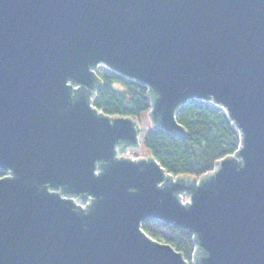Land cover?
<instances>
[{
	"label": "water",
	"instance_id": "obj_1",
	"mask_svg": "<svg viewBox=\"0 0 264 264\" xmlns=\"http://www.w3.org/2000/svg\"><path fill=\"white\" fill-rule=\"evenodd\" d=\"M100 66L152 128L219 107L237 151L200 178L129 157L147 128L94 107ZM0 170V264H189L147 221L190 232V264H264V0H0Z\"/></svg>",
	"mask_w": 264,
	"mask_h": 264
},
{
	"label": "trees",
	"instance_id": "obj_2",
	"mask_svg": "<svg viewBox=\"0 0 264 264\" xmlns=\"http://www.w3.org/2000/svg\"><path fill=\"white\" fill-rule=\"evenodd\" d=\"M99 75L102 84L93 100L98 111L133 120L149 112L150 95L146 87L112 73ZM176 121L185 135L151 128L142 141L144 151L173 177L200 178L239 147L237 130L221 109L209 104L188 102L179 109ZM141 228L151 239L170 245L187 262L193 259L195 245L190 232L157 221L144 222Z\"/></svg>",
	"mask_w": 264,
	"mask_h": 264
},
{
	"label": "rangeland",
	"instance_id": "obj_3",
	"mask_svg": "<svg viewBox=\"0 0 264 264\" xmlns=\"http://www.w3.org/2000/svg\"><path fill=\"white\" fill-rule=\"evenodd\" d=\"M99 72L100 73H104L105 72V70L103 69V68H101V69H99ZM193 102H197V103H202V104H211V103H204V102H198V101H193ZM149 113V112H148ZM148 113H146L145 115H143L139 120H138V123L141 125V126H143V127H146V128H148V129H151L152 128V124H151V120H150V117H149V114ZM145 154H148V153H146L144 150H142L140 153H138V154H132V153H130L129 154V156L130 157H133V158H135V157H140V156H142V155H145ZM144 232V231H143ZM160 243H162V242H160ZM189 262V261H188ZM192 262V260L189 262V263H191Z\"/></svg>",
	"mask_w": 264,
	"mask_h": 264
},
{
	"label": "bare ground",
	"instance_id": "obj_4",
	"mask_svg": "<svg viewBox=\"0 0 264 264\" xmlns=\"http://www.w3.org/2000/svg\"><path fill=\"white\" fill-rule=\"evenodd\" d=\"M101 68H103L104 69V67L103 66H100V67H98V69H97V75L100 77V75L99 74H106V73H108V74H111L109 71H107L106 69H104L105 70V72L104 73H100L99 72V69H101ZM100 79H101V77H100ZM127 81H130V80H127ZM132 81V80H131ZM133 82V81H132ZM137 122H138V120H136ZM139 124V123H138ZM140 125V124H139ZM149 129L147 128V131H148ZM146 131V132H147ZM145 132V133H146ZM145 133L143 134V136L145 135ZM142 136V137H143ZM141 145H142V143H141ZM130 153H132V152H130Z\"/></svg>",
	"mask_w": 264,
	"mask_h": 264
},
{
	"label": "flooded vegetation",
	"instance_id": "obj_5",
	"mask_svg": "<svg viewBox=\"0 0 264 264\" xmlns=\"http://www.w3.org/2000/svg\"><path fill=\"white\" fill-rule=\"evenodd\" d=\"M140 146H142L141 144H140ZM120 147H118V149H119ZM143 150V148H141L140 147V149L139 150H137V151H131L132 152V154H138V153H140L141 151ZM147 154H145V155H142V156H140V157H135V158H142V157H145ZM0 172H1V174H3V176L5 175L1 170H0Z\"/></svg>",
	"mask_w": 264,
	"mask_h": 264
},
{
	"label": "built area",
	"instance_id": "obj_6",
	"mask_svg": "<svg viewBox=\"0 0 264 264\" xmlns=\"http://www.w3.org/2000/svg\"><path fill=\"white\" fill-rule=\"evenodd\" d=\"M210 106H212V107H214V108H216V109H220L219 107H217V106H215V105H213V104H210Z\"/></svg>",
	"mask_w": 264,
	"mask_h": 264
}]
</instances>
